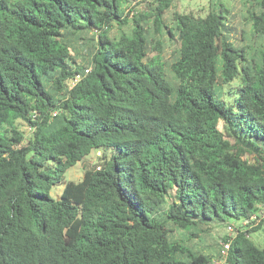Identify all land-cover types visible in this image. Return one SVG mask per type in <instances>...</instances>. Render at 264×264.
<instances>
[{"label":"trees","instance_id":"16d2710c","mask_svg":"<svg viewBox=\"0 0 264 264\" xmlns=\"http://www.w3.org/2000/svg\"><path fill=\"white\" fill-rule=\"evenodd\" d=\"M176 1L0 0V264H264V0Z\"/></svg>","mask_w":264,"mask_h":264},{"label":"rangeland","instance_id":"374dc122","mask_svg":"<svg viewBox=\"0 0 264 264\" xmlns=\"http://www.w3.org/2000/svg\"><path fill=\"white\" fill-rule=\"evenodd\" d=\"M144 1V0H143ZM225 4L232 9L235 13H237L238 17L236 19V22H238V26L243 27V22H242V17L240 14V9L243 0H223ZM209 0H177L176 1V6L177 8L183 12V13H195L198 16L204 17L208 11H209ZM145 5H141L140 7H143L145 9ZM116 33V29H113ZM167 44H170V42H167ZM78 58H84L88 54V51H85V48H80ZM238 80H235L231 85L233 86V94L227 93L228 90H231L232 87L226 86L225 91L226 93L224 94V99L227 102L228 105H233V102L235 100V92L234 90L237 87ZM18 129L21 131L25 139L27 140L29 137L32 135L31 129L23 122L19 121L18 122ZM26 143V141H25ZM113 154V151H111L110 156ZM101 156V152H93L90 156H88L83 162L78 163L76 166L72 167L71 169L68 170L65 176V180L61 182L58 186H56L52 191H51V196L54 199H58L65 187L66 182L68 181H74V182H79L83 179L85 170L91 166L94 165H99V157ZM109 156V157H110ZM233 224L239 225V221L233 222ZM257 226H260L261 229L255 233L251 234L252 240L261 248H264V221L260 222ZM221 230L222 234L224 233V229H217ZM181 233V231H179ZM179 233V234H180ZM215 235L216 232H210L209 234L205 235L204 237L206 238V243L208 245H211L213 241H215ZM199 244V242H197ZM202 244H199V246Z\"/></svg>","mask_w":264,"mask_h":264},{"label":"built area","instance_id":"2783aa9c","mask_svg":"<svg viewBox=\"0 0 264 264\" xmlns=\"http://www.w3.org/2000/svg\"><path fill=\"white\" fill-rule=\"evenodd\" d=\"M143 1V0H137V2ZM92 70L91 67H88L85 71L86 74L90 73ZM82 78L81 74L76 75L74 80H72L70 86L74 87ZM264 220V206L262 207V212L259 216L253 217L251 221H243L241 224L243 228H253L256 227L260 222ZM228 233L230 238L228 240L221 241V254L218 259L215 260L214 264H229L228 258H229V251L231 249V244L233 242V238L239 234V231L232 225L228 226ZM243 231V230H242Z\"/></svg>","mask_w":264,"mask_h":264}]
</instances>
